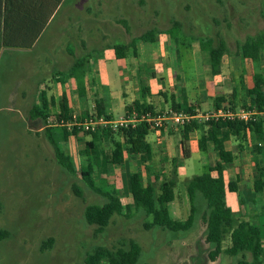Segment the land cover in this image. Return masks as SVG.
Instances as JSON below:
<instances>
[{"label":"rangeland","instance_id":"374dc122","mask_svg":"<svg viewBox=\"0 0 264 264\" xmlns=\"http://www.w3.org/2000/svg\"><path fill=\"white\" fill-rule=\"evenodd\" d=\"M263 13L264 0H73V59L37 60L33 54L26 56L22 51L20 56L14 54V61L7 57L0 66V229L8 231V237L0 241V264H83L84 258L96 253L127 250L130 242L141 248L138 264H153L166 233L168 237L174 233L157 227L146 230L151 218L134 213L132 208L111 214L103 232L87 226L83 219L85 206L104 202L79 177L80 165L85 160L78 152L90 137L83 132L73 133L69 120L63 122L70 137L62 148L71 155L77 172V177L69 175L55 163L52 148L42 132L30 128L28 111L39 103L41 89L55 86V75L63 74L80 56L106 49L114 42L127 44L150 30L164 34L171 45L165 32L173 23L179 25L178 43L172 45L180 54L179 61L183 57V63L188 62L189 69L198 71L203 78L207 56L200 51L199 39L208 37L215 46L224 41L233 55L242 41L264 28ZM57 30L53 22L46 37L59 40L54 35ZM237 68H245L242 58ZM190 75V82L197 80L198 75ZM242 106L234 103V107ZM50 116L49 124L56 125L53 110ZM97 127L100 146L110 155V140L119 139V132L105 136L104 127ZM100 150L94 164L96 183L102 188L109 183L120 193L125 169L109 166L103 170L104 152ZM183 162L189 171L182 175H191L189 178L207 172L210 166L199 165L196 155ZM143 172L149 181L148 172ZM186 182L180 181L176 186V203L170 207L176 217L189 212ZM159 184L153 182L156 193ZM122 201L126 202L124 197ZM258 222H264V217ZM203 228L204 223L199 221L194 230L200 239H204ZM101 264H107V260L103 259Z\"/></svg>","mask_w":264,"mask_h":264},{"label":"crops","instance_id":"0c3cea01","mask_svg":"<svg viewBox=\"0 0 264 264\" xmlns=\"http://www.w3.org/2000/svg\"><path fill=\"white\" fill-rule=\"evenodd\" d=\"M1 11L4 15L2 19L4 31L0 34V66L4 65V61L9 57L14 61V54L19 55V51L26 56L33 54V59L37 60L73 59V0H1ZM53 22H56L58 29L54 32L55 37L59 39L57 41L53 37H46L47 29ZM15 29L29 30V33L28 31L23 33L21 41H17L21 46H15ZM34 29L41 30L37 38L33 40V44L26 47L25 45L30 41V32ZM164 36V34H155L152 42H138L134 47L127 48L122 58H116L112 46L117 42H114L106 49L102 48L80 56L85 57L87 62L83 72L76 77L73 78L70 74L73 64L66 67L63 74H56L54 80L56 85L52 88L45 86L40 91V94L45 91L47 99H52L53 102L49 107L46 127L55 126L49 124L52 110L55 121L58 116H61L66 121L69 120L71 125L74 121L73 117L75 121L78 119L82 121L89 116L98 118L99 114H102L101 117L104 119L117 120L127 113L128 108L133 109L135 102L149 107L153 112H163L179 106L181 109L191 107L195 112L200 113L217 110L216 102L221 106L219 109L234 106V103L238 106L248 104L247 92L253 88L254 75L256 73L264 75V50L260 52L256 66L242 59L245 64L242 71L237 68V62L241 57L237 56L236 52L232 55L228 51L222 56L220 71L216 75H211L210 66L206 60L202 78L199 77L201 74L198 71L189 69L188 62L183 63V57L181 62L179 61L181 57L178 50L172 47L173 42L169 45L170 42H167ZM67 37L70 39L69 42ZM109 64L114 65L115 69ZM190 73L198 75L196 81L190 82ZM76 79L81 80L82 91L79 90ZM220 99L223 100V104ZM66 121L62 120L60 123ZM193 123L203 124L202 122ZM65 128L68 129L67 125ZM183 128L167 125L160 131L149 130L145 137L148 157L146 155L129 156L123 153L122 164L117 166L125 169L122 175L121 192L116 191L111 184H107L116 191L122 206L131 205L128 188L130 171L139 170L144 185L147 183L153 185V182L165 180L173 169L177 173V184L183 180L188 181L191 175L187 177L182 175L189 171V167L183 162L185 160L182 155L183 147L188 152L189 158L196 155V162L199 165L209 164L208 169H210L217 164L218 159L211 143L208 142L205 145L204 151L199 148V140L206 128L189 132H185ZM41 131L42 129H39L37 132ZM110 142L114 150V143L123 144L124 140L119 134V139H112ZM257 145L262 146L263 143H259L248 129L238 137L230 136L224 143L225 151L231 153L233 159L228 164L221 163L223 181L225 184L233 181L237 188L235 193L226 190L224 202L234 218L239 221L258 222L264 217V191L257 192L254 188L256 163L261 170L264 169L261 163L264 150L258 154ZM99 147L104 152V159L106 156H111L112 153L108 155L102 145L99 144ZM67 155L73 162L71 155ZM143 171L148 172L149 181L145 180ZM211 176L215 178L216 172H211ZM175 192L176 188L174 200L167 205L168 213L172 220L183 222L189 215V212H184V207H181V211L184 212L182 217H176L170 211L172 204L176 203ZM123 197L126 200L125 203L122 201ZM204 231L205 228L201 230L203 234ZM158 232H161L160 229ZM167 234L165 243L155 252L153 264H237L240 259V257L230 259V256L222 254L214 261H210L208 254L211 247L205 241V236H203L204 239H200L197 231L174 233L171 237ZM229 246V237L226 236L222 242V250ZM163 248L166 249L165 252ZM204 252L207 258L203 261Z\"/></svg>","mask_w":264,"mask_h":264},{"label":"trees","instance_id":"16d2710c","mask_svg":"<svg viewBox=\"0 0 264 264\" xmlns=\"http://www.w3.org/2000/svg\"><path fill=\"white\" fill-rule=\"evenodd\" d=\"M3 12L1 11L0 0V34L4 31L2 26ZM264 17V13H263ZM41 29H34L30 32V41L26 47H30L33 40L37 38L38 32ZM28 29H15V46H21L17 41H21L23 33ZM179 25L173 23V26L165 33L169 36L174 44L178 43L177 32ZM156 32L150 30L142 34L139 38L131 40L128 44L115 43L112 48L116 58H122L129 47H134L138 42H152ZM17 35V36H16ZM200 51L205 53L210 66L211 75H216L220 71L221 58L228 52L226 43L218 42L215 46L212 39L203 37L199 39ZM264 50V28L258 31L255 35L249 36L242 41L237 49L236 55L258 65L259 54ZM179 53V52H178ZM85 57H79L71 66L70 74L76 77L83 72V67L86 64ZM79 84V90L82 91L81 80L76 79ZM250 108H255L258 111L264 109V75L256 73L253 77V88L247 92ZM217 100V99H216ZM219 101V100H218ZM221 104L223 100L220 99ZM52 99H47L46 92L42 91L39 96V103L34 105L28 111V121L30 128L38 131L42 129V134L47 143L51 146L55 163L69 175L77 177V172L71 158L65 154L62 149V143L66 142L69 135L64 125L48 126L47 117L49 107L52 105ZM234 109V106H228ZM242 107H248L243 105ZM176 110H183L186 113H193L195 110L188 107L181 109L179 106L174 107ZM215 108L221 106L216 102ZM222 108H225L222 106ZM135 110L137 112H153L149 107H146L138 102L133 104V109L128 108L126 112ZM103 116L99 114L98 117ZM66 121L65 118L58 116L56 122ZM77 120V119H76ZM74 122V121H73ZM81 122V120H77ZM198 128H206L205 133L199 140V148L204 151L205 145L209 142L213 145L218 162L207 172L200 175L192 176L185 184V192L189 204V215L183 222L174 221L170 218L167 205L174 200V190L177 185V173L173 169L170 171L168 178L161 181L156 193L154 185L151 183L143 184V177L139 170L130 171L128 175V188L131 199V205L122 206L119 201V196L116 191L109 185L102 188L97 185L94 178L96 162V154L99 151L101 141L100 132L82 131L77 127H73V133L83 132L90 137L88 142L78 152V156L85 160V164L80 165L79 177L86 188L94 195L104 200L101 204H88L83 211V219L87 226L96 227L98 232H103L107 227L109 218L113 213H121L124 210L133 209L134 213L142 214L145 217L151 218V223L145 226L146 230L157 227L168 230L173 233L190 232L196 230L198 222L202 221L205 225V241L211 247L208 254L210 261H214L219 255L230 257H240L237 264H264V222H251L236 220L226 207L224 198L226 190L232 193L237 191L236 183L229 181L227 184L223 181V167L221 163L228 164L232 161L231 153L225 151L224 143L230 136H239L245 130H250L254 138L263 143L262 146H256V151L261 154L264 150V118L256 117L247 124L240 122H231L225 120H217L203 123L201 125L189 124L184 126V131L189 132ZM149 130L146 124H139L135 128L127 130L121 129L117 132L122 136L123 144L114 143V150L111 156H106L104 159V168L107 166H120L123 161V153L129 156H149L148 145L145 143V137ZM112 131L104 130L105 136L110 135ZM183 158H189L186 149H182ZM261 163L264 166V157H261ZM256 173L254 188L257 192L264 191V169H260L256 163ZM211 172H216V177L211 176ZM75 188V187H74ZM78 191V190H77ZM79 192V191H78ZM81 197V193L78 194ZM228 236L230 246L222 250V242ZM8 237V231L0 229V241ZM141 256V248L133 243H129L127 250L121 248L114 252L96 253L94 256L84 258L83 264H101L103 259L107 260V264H138Z\"/></svg>","mask_w":264,"mask_h":264},{"label":"built area","instance_id":"2783aa9c","mask_svg":"<svg viewBox=\"0 0 264 264\" xmlns=\"http://www.w3.org/2000/svg\"><path fill=\"white\" fill-rule=\"evenodd\" d=\"M247 106L248 107L245 108L239 107L234 109L227 107L225 109H217L204 113H186L183 110H176L175 108H169L163 112H137L132 110L114 121L106 120L102 117L97 118L89 116L81 122H77L73 117L74 122L70 126L89 132H95L97 130L96 128H98L97 126H102L104 130L117 132L121 129L127 130L135 128L139 124H146L151 130L160 131L167 125L174 128H182L193 122L206 123L217 120L235 121L247 124L256 117L264 118V109L258 111L255 108H250L248 104ZM58 124L65 126L63 123H57L56 125Z\"/></svg>","mask_w":264,"mask_h":264}]
</instances>
